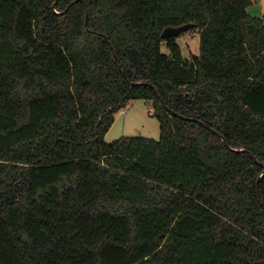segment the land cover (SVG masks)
Wrapping results in <instances>:
<instances>
[{
  "label": "trees",
  "instance_id": "16d2710c",
  "mask_svg": "<svg viewBox=\"0 0 264 264\" xmlns=\"http://www.w3.org/2000/svg\"><path fill=\"white\" fill-rule=\"evenodd\" d=\"M253 2L0 0V264H264ZM135 98L159 139L105 142Z\"/></svg>",
  "mask_w": 264,
  "mask_h": 264
},
{
  "label": "rangeland",
  "instance_id": "374dc122",
  "mask_svg": "<svg viewBox=\"0 0 264 264\" xmlns=\"http://www.w3.org/2000/svg\"><path fill=\"white\" fill-rule=\"evenodd\" d=\"M250 16L259 17L264 14V0H254L247 9ZM183 54L198 53L199 39L194 32H184L177 36ZM114 116V122L105 133L104 141L111 143L126 136H142L154 140L159 139V121L153 115L152 102L146 99H131L128 104Z\"/></svg>",
  "mask_w": 264,
  "mask_h": 264
},
{
  "label": "water",
  "instance_id": "95a60500",
  "mask_svg": "<svg viewBox=\"0 0 264 264\" xmlns=\"http://www.w3.org/2000/svg\"><path fill=\"white\" fill-rule=\"evenodd\" d=\"M264 15V14H263ZM193 27L192 23H184L178 26H167L161 32V37L163 39H167L172 36H178L182 32L187 31L189 28ZM115 57V56H114ZM225 145H227L226 141L223 139ZM254 158V156H252ZM260 197V196H259Z\"/></svg>",
  "mask_w": 264,
  "mask_h": 264
},
{
  "label": "built area",
  "instance_id": "2783aa9c",
  "mask_svg": "<svg viewBox=\"0 0 264 264\" xmlns=\"http://www.w3.org/2000/svg\"><path fill=\"white\" fill-rule=\"evenodd\" d=\"M121 111H123V110H121ZM124 112V111H123Z\"/></svg>",
  "mask_w": 264,
  "mask_h": 264
}]
</instances>
